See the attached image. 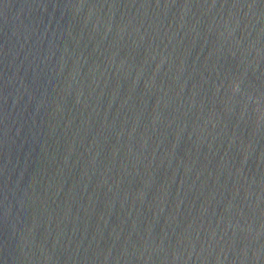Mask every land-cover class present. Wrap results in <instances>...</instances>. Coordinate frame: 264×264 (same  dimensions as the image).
Instances as JSON below:
<instances>
[{
	"label": "water",
	"instance_id": "1",
	"mask_svg": "<svg viewBox=\"0 0 264 264\" xmlns=\"http://www.w3.org/2000/svg\"><path fill=\"white\" fill-rule=\"evenodd\" d=\"M0 264H264V0H0Z\"/></svg>",
	"mask_w": 264,
	"mask_h": 264
}]
</instances>
